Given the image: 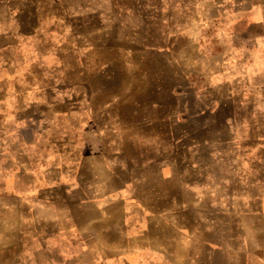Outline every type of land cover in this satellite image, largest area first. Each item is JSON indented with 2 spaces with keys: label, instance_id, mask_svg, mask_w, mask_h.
Wrapping results in <instances>:
<instances>
[{
  "label": "rangeland",
  "instance_id": "1",
  "mask_svg": "<svg viewBox=\"0 0 264 264\" xmlns=\"http://www.w3.org/2000/svg\"><path fill=\"white\" fill-rule=\"evenodd\" d=\"M255 10L264 0H0L1 192L30 182L21 156L45 163L55 148L83 149L108 168L117 153L127 158L135 188L104 204L126 206L133 190L173 217L180 199L192 208L183 217H208L258 189L264 199V68L249 72L264 43L248 22ZM254 92L256 104L244 97ZM150 149L164 157L160 169L145 163ZM93 218L88 209L83 236L94 235Z\"/></svg>",
  "mask_w": 264,
  "mask_h": 264
},
{
  "label": "crops",
  "instance_id": "2",
  "mask_svg": "<svg viewBox=\"0 0 264 264\" xmlns=\"http://www.w3.org/2000/svg\"><path fill=\"white\" fill-rule=\"evenodd\" d=\"M248 22L264 35V10L251 12ZM240 46L247 50V42ZM255 51L249 72L264 68V43L256 42ZM244 97L257 103L255 92ZM149 151L145 163L159 169L162 163L163 167L164 157ZM51 153L56 158L40 164L31 156H21L20 175L27 173L30 182L10 193L0 190V264H264L261 189L253 196H239L238 206L230 205L208 217L198 213L183 217L192 208L180 199L173 217L164 203L155 206L143 201L133 190L126 206L112 200L101 203L111 191L120 188L126 194L128 187L135 188L130 183L129 161L119 153L110 168L101 157L83 149L70 155L68 150L54 148L47 156ZM155 175L167 178L165 172ZM172 176L182 195V170ZM109 181L115 182L114 189L107 186ZM113 206L120 210V219L110 218L108 207ZM88 209L94 210V218L88 219L94 223L91 237L82 235Z\"/></svg>",
  "mask_w": 264,
  "mask_h": 264
}]
</instances>
